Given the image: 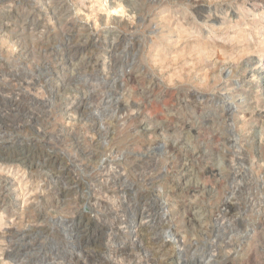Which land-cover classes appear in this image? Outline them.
<instances>
[{
  "label": "rangeland",
  "instance_id": "374dc122",
  "mask_svg": "<svg viewBox=\"0 0 264 264\" xmlns=\"http://www.w3.org/2000/svg\"><path fill=\"white\" fill-rule=\"evenodd\" d=\"M259 59L264 0H0V264H264Z\"/></svg>",
  "mask_w": 264,
  "mask_h": 264
},
{
  "label": "bare ground",
  "instance_id": "6f19581e",
  "mask_svg": "<svg viewBox=\"0 0 264 264\" xmlns=\"http://www.w3.org/2000/svg\"><path fill=\"white\" fill-rule=\"evenodd\" d=\"M262 60H264V59H259V62L261 61V63H259V72L261 73V77L264 78V68H261V66L264 65V63H262Z\"/></svg>",
  "mask_w": 264,
  "mask_h": 264
}]
</instances>
